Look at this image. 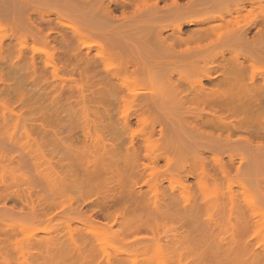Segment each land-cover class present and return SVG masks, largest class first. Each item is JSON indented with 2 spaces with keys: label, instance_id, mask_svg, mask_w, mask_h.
Returning <instances> with one entry per match:
<instances>
[{
  "label": "rangeland",
  "instance_id": "374dc122",
  "mask_svg": "<svg viewBox=\"0 0 264 264\" xmlns=\"http://www.w3.org/2000/svg\"><path fill=\"white\" fill-rule=\"evenodd\" d=\"M263 18L264 0H0V264H264V97L243 89L264 92V32H230Z\"/></svg>",
  "mask_w": 264,
  "mask_h": 264
},
{
  "label": "bare ground",
  "instance_id": "6f19581e",
  "mask_svg": "<svg viewBox=\"0 0 264 264\" xmlns=\"http://www.w3.org/2000/svg\"><path fill=\"white\" fill-rule=\"evenodd\" d=\"M163 1H167V0H163ZM190 1V3H192V2H194V1H198V0H189ZM158 5H159V2L157 1V2H155L153 5H151L150 6V8H148V9H152V8H158ZM109 6V5H108ZM108 8H110V7H108ZM204 26H205V22L204 21H202V20H200V21H184L183 23H181L180 24V26L178 27V29H174L171 33H169L168 34V36H178V37H182V28H184V27H188V28H192V30L193 31H196V32H198V35L201 37L202 36V34H203V29H204ZM258 27H260V28H258ZM253 29H257V31L255 32V35L256 36H258V35H260L261 33H263L264 32V18L261 20V21H259V22H251V24H244V25H241V26H238L237 28H234V29H232V30H230V32L232 33L233 32V34H235V35H237V34H239L238 36H248V34L249 33H251L252 32V30ZM77 32V31H76ZM235 32V33H234ZM59 33V32H58ZM70 33V32H69ZM231 33H230V35H231ZM65 34H61L60 35V37L62 38V39H64L63 41H65V40H67L68 38H69V36H71L70 34H69V36L68 35H65ZM56 40V41H58V42H60L59 41V36H57V35H54V37H53V40ZM61 39V40H62ZM54 40V41H55ZM65 45V44H64ZM101 51V50H100ZM186 51H190V49L189 48H187L186 49ZM98 52V51H97ZM100 54H97V53H95L96 55H94V54H92V50H90V49H87V50H85L84 52L83 51H78V52H75L74 54H73V57L75 58V60H79V59H82L83 61H89V62H92V63H98V61L99 60H103V58L105 59V54L106 53H104V56H102L101 54H103V53H101V52H99ZM69 57V56H68ZM99 59H98V58ZM62 59H64V58H66V56H63V57H61ZM33 60H34V58H33ZM234 67H235V70L237 69L238 70V72L240 71V72H244V70H245V66H244V63H242V62H237L235 65H234ZM107 73H110L109 75H112V76H114L115 74V72L113 71V70H107ZM108 75V74H107ZM258 80H259V78L258 77H252V78H250V79H248V81H247V78H245L244 79V82H243V89H244V91L246 92V94L248 93V91H252L253 92V90H254V92L256 91V93L257 92H259L260 93V95L262 96V97H264V92H263V90H261V91H259V87H258ZM54 86V85H53ZM258 87V88H257ZM131 88V87H130ZM127 89V88H126ZM136 89V88H135ZM198 89H200V90H202L203 88L201 87V88H198ZM255 89H257V90H255ZM57 90V89H56ZM128 90H130V89H128ZM138 90V89H137ZM140 90V89H139ZM138 90V91H139ZM136 91V90H135ZM131 92V91H130ZM150 92V91H149ZM149 92H146V95H145V93H140L139 92V94L141 95V94H143V97L142 96H140L139 94H137V93H135V92H133L134 93V96L132 97L133 98V101H132V103H131V106H132V108H136L137 107V110L139 111H141V110H143L144 109V111H146V109H147V106H148V101L151 99H149V97H146V96H148V95H154V93L155 92H150V94H149ZM132 93V92H131ZM80 94V93H79ZM127 95V94H126ZM129 95H130V93H129ZM156 95V94H155ZM255 96H253V94L252 93H249V94H247L246 96L247 97H249L248 98V101H249V103H251V101H253V98L254 97H258V96H260L258 93L257 94H254ZM157 96V95H156ZM128 99V98H127ZM127 99H126V101L125 102H127ZM148 99V100H147ZM125 100V99H124ZM247 101V102H248ZM128 106V105H127ZM124 107H125V105H124ZM129 107H130V105H129ZM128 107V108H129ZM126 110H127V108H126ZM136 112V111H135ZM135 112H134V114H135ZM138 113H140V112H137V114ZM128 114H130V113H128ZM128 114H126V116L128 115ZM133 114V115H134ZM131 115H132V113H131ZM131 115H129V117L127 116V118H125L126 120H125V124H126V126L127 125H129L130 124V116ZM141 115H142V113H141ZM141 115H138V117H141ZM125 116V117H126ZM135 116H136V114H135ZM137 119V118H136ZM161 129V128H160ZM159 129V131H155V129L153 128V132H154V135L156 134V132H158V133H160L162 136H163V128L160 130ZM160 135V136H161ZM161 136V137H162ZM132 144L134 145V140L132 139ZM154 153V152H153ZM153 153H149V154H147V156L150 158V159H154V158H158L159 156L158 155H156L155 153V155H153V157L150 155V154H153ZM135 192H136V190H135ZM158 197V196H157ZM156 199V198H155ZM154 203V205L156 206V208H158L159 207V204L157 203V202H153ZM191 204V203H190ZM190 204H188L187 205V207H186V209L187 208H189V207H191L192 208V206H194V205H190ZM196 206V205H195ZM194 206V207H195ZM249 206V208L251 207V209H254L255 208V204L252 202V201H250V202H248V204H247V207ZM184 207V208H185ZM193 207V208H194ZM190 209V208H189ZM102 210V209H101ZM102 213H103V211H102ZM101 214V213H100ZM104 215V214H103ZM105 217V216H104ZM106 217H108V215L106 216ZM68 227V226H67ZM63 230H65V229H63ZM67 231H71L72 232V230H67ZM49 236V235H48ZM46 237H47V234H46ZM90 237V236H89ZM38 238V237H37ZM36 238V239H37ZM42 238V237H41ZM50 238V237H49ZM46 239V238H45ZM48 239V238H47ZM91 239H93V238H91ZM141 239V238H140ZM43 240H44V238H43ZM51 240V239H50ZM138 240H139V238H138ZM138 240H136V241H138ZM40 241H42V240H40ZM47 241V240H46ZM144 241V240H143ZM133 243V245H134V243L135 242H131V244ZM158 248H160V247H158ZM104 255H108V254H104ZM118 255V254H117ZM122 255V254H121ZM121 255H119V256H121ZM124 255H126V254H124ZM103 256V255H102ZM119 256H117V257H119ZM123 256V255H122ZM128 256V255H127ZM103 257H105V256H103ZM102 257V258H103ZM130 257V256H129ZM106 258V257H105ZM108 258H109V256H108ZM131 258V257H130ZM99 259H101V257H99ZM126 262H123V261H120V259L118 260V261H116V262H113V261H115V260H108V259H105V260H107V261H104V260H99L97 263H95V262H93V264H132L133 262H129V261H127L128 259L125 257V258H123ZM127 259V260H126ZM96 260V259H95ZM121 260H122V257H121ZM130 260H132L133 261V259H130ZM134 262H136V261H134ZM134 264H138V263H134Z\"/></svg>",
  "mask_w": 264,
  "mask_h": 264
}]
</instances>
